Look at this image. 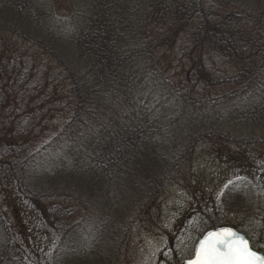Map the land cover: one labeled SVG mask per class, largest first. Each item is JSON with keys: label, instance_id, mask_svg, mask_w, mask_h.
I'll return each instance as SVG.
<instances>
[{"label": "trees", "instance_id": "1", "mask_svg": "<svg viewBox=\"0 0 264 264\" xmlns=\"http://www.w3.org/2000/svg\"><path fill=\"white\" fill-rule=\"evenodd\" d=\"M40 1L0 0V172L46 220L72 214L48 215L57 204L46 181L102 183L105 195L113 183L163 182L182 160L166 158L177 153L178 111L214 103L211 87L231 86L233 98L264 78V9L244 19L209 0H69L70 14L57 17ZM180 37L191 63L176 84L159 50ZM26 46L39 58L22 59ZM205 58L226 62L234 76L212 74ZM163 105H175L177 117L157 118ZM261 107L244 124L263 119Z\"/></svg>", "mask_w": 264, "mask_h": 264}, {"label": "rangeland", "instance_id": "2", "mask_svg": "<svg viewBox=\"0 0 264 264\" xmlns=\"http://www.w3.org/2000/svg\"><path fill=\"white\" fill-rule=\"evenodd\" d=\"M40 2H48L57 17L70 14L69 0ZM209 3L221 14L239 10L244 19L264 9V0ZM185 39L159 50L161 69L174 75L176 84L191 63ZM33 57L39 58L30 47L21 54L22 59ZM206 58L212 74L234 76L235 70L226 62L214 64ZM232 91L231 86L211 87L206 95L214 103L202 110L178 111L175 105L155 108L157 118L170 121L177 110L182 119L177 153L166 156L175 164L179 155L182 160L163 182L159 176V183H113L108 195L103 194L102 183L99 190L96 183L70 179L43 183V192L57 204L56 212L48 215L53 219L72 211L70 217L46 220L49 216H41L11 174L0 172V264H178L191 255L203 232L220 225L251 237L264 252V143H254L264 138V117L244 124L249 110L264 105V78L245 94L230 98ZM202 133L206 137L198 140ZM170 149L169 143L166 150ZM4 225L11 232L10 244Z\"/></svg>", "mask_w": 264, "mask_h": 264}, {"label": "snow or ice", "instance_id": "3", "mask_svg": "<svg viewBox=\"0 0 264 264\" xmlns=\"http://www.w3.org/2000/svg\"><path fill=\"white\" fill-rule=\"evenodd\" d=\"M187 264H264V256L257 254L243 237L230 229L209 232Z\"/></svg>", "mask_w": 264, "mask_h": 264}, {"label": "flooded vegetation", "instance_id": "4", "mask_svg": "<svg viewBox=\"0 0 264 264\" xmlns=\"http://www.w3.org/2000/svg\"><path fill=\"white\" fill-rule=\"evenodd\" d=\"M223 226H225V227H232V226H229V225H220V226L212 227V228H210V229H208V230H212V229H215V228H217V227H223ZM233 228H234V227H233ZM208 230H206L205 232H207ZM236 230H237V229H236ZM205 232H203V234H204ZM237 232L243 234V235L248 239L251 248H252L255 252H257V253H259V254H261V255L264 256V252H263L260 248H258V247L256 246V243L251 239V237L246 236L244 233H242V232H240V231H238V230H237ZM203 234H202V235H203ZM202 235H201V236H202ZM201 236H200V237H201ZM200 237H199V238H200ZM199 238L196 239L195 243L197 242V240H198ZM195 243H194V246H193V250H192L191 255L189 254V255H188L185 259H183L182 261H184V260H189V259L192 258L193 254H194V250H195V249H194V248H195Z\"/></svg>", "mask_w": 264, "mask_h": 264}, {"label": "water", "instance_id": "5", "mask_svg": "<svg viewBox=\"0 0 264 264\" xmlns=\"http://www.w3.org/2000/svg\"><path fill=\"white\" fill-rule=\"evenodd\" d=\"M223 229H230L231 231L237 233L238 236H241V237H243L245 240H247L246 237H245L244 235H242L241 233L237 232V231H236L234 228H232V227H225V226H223V227H218V228H215V229L209 230V231H207V232H206L201 238H199L198 241L196 242V244H195V251H194V254H193V256H192L191 259H194V258H195V252H196L197 247L199 246L200 241L203 240V238H204L209 232H219V231H221V230H223ZM247 241H248V240H247ZM248 242H249V241H248ZM249 244H250V243H249ZM250 247H251V246H250ZM251 249H252V248H251ZM252 250H253V249H252ZM253 251H254V250H253ZM256 253H257V252H256ZM257 254H259V253H257ZM259 255H261V254H259ZM261 256H263V255H261ZM189 260H190V259H189ZM189 260H184V261L180 262L179 264H187V262H188Z\"/></svg>", "mask_w": 264, "mask_h": 264}]
</instances>
